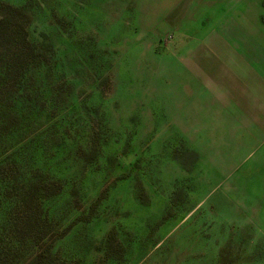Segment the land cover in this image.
I'll return each mask as SVG.
<instances>
[{
    "label": "rangeland",
    "instance_id": "obj_1",
    "mask_svg": "<svg viewBox=\"0 0 264 264\" xmlns=\"http://www.w3.org/2000/svg\"><path fill=\"white\" fill-rule=\"evenodd\" d=\"M0 4L27 43L0 135V264H264V67L251 82L231 60L263 43L264 0Z\"/></svg>",
    "mask_w": 264,
    "mask_h": 264
},
{
    "label": "trees",
    "instance_id": "obj_2",
    "mask_svg": "<svg viewBox=\"0 0 264 264\" xmlns=\"http://www.w3.org/2000/svg\"><path fill=\"white\" fill-rule=\"evenodd\" d=\"M22 18V14L20 10L11 7L9 5L0 4V39H2V44L8 47H4L6 51V56L0 55V135L3 129L10 130L9 136L13 135V130L18 121H19V114L16 110V94H17V84L19 82H12L18 80L19 76L21 75V69L18 66L19 56L21 59H25L23 54L24 47L27 46L26 43V36L25 29L18 24V21H15L16 18ZM14 18L15 23L14 26L7 25L8 19ZM5 25L11 29L8 30ZM19 36V38H17ZM11 38L18 39L17 41L12 43ZM10 41V45L9 42ZM12 43V44H11ZM17 44V50L14 52L12 51V45ZM8 52V53H7ZM112 235H109V239L107 240V249L112 251ZM108 250V252H110ZM49 250L41 249L40 252L34 257L33 264H48L46 260L47 253ZM107 257L112 258L111 254H107ZM114 258V257H113ZM116 258V257H115Z\"/></svg>",
    "mask_w": 264,
    "mask_h": 264
},
{
    "label": "crops",
    "instance_id": "obj_3",
    "mask_svg": "<svg viewBox=\"0 0 264 264\" xmlns=\"http://www.w3.org/2000/svg\"><path fill=\"white\" fill-rule=\"evenodd\" d=\"M247 40L250 41L249 43H250L251 47H249V46L247 48L244 47V50H243V48H241V49H239V52L238 51H234V50H237V49H232L231 50V52H232L231 53V57H232L231 60L233 61L234 64H236L237 67H239L241 69H247V70L252 69L251 73L248 75V78H249V80L251 82H254V81L258 82L259 79H260L259 67H260V65L262 67H264V41L260 45L259 40L258 39H254L253 37H251V35L247 37ZM253 42L255 44H253ZM252 45H255V47H252ZM244 52H246L247 54L251 55V57H255V58H251V59L246 58L244 56L245 55ZM215 54L216 53H213V55H215ZM221 54H223V53H221ZM221 54H220V57H222ZM223 61L224 60L222 58H220L219 60H216V62H214V63L210 62L209 65L211 67H209V69L205 68L204 71H203V76H204L205 81H210L208 79L209 75H207L206 73H208L209 71L213 72V73L217 72L216 66L221 65ZM234 71H236V69H234ZM210 76L212 78V74ZM262 78L264 79V73H262ZM209 87H211V83H210ZM205 89H207V88H205ZM204 93H206V92L204 91ZM260 95L261 94H260L259 91L255 92V94H254V98L257 101L256 102L257 104H259L260 102L262 103V101H260ZM262 96H264V95H262ZM251 108H253V107H251ZM248 116H249L248 114H247V116L243 115V116L240 117V120L243 123V128L245 130L248 129V130H250V132L253 133L254 127L252 125H249V124L246 125L242 121V120H245V119L248 120ZM234 118H235L234 120L237 119L236 117H234ZM256 140H258V138Z\"/></svg>",
    "mask_w": 264,
    "mask_h": 264
}]
</instances>
